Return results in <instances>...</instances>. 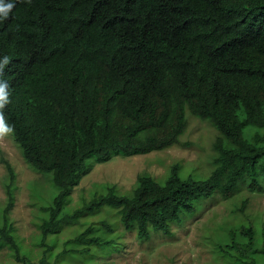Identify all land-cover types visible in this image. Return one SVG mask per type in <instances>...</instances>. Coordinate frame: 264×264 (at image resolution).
<instances>
[{"label": "trees", "instance_id": "1", "mask_svg": "<svg viewBox=\"0 0 264 264\" xmlns=\"http://www.w3.org/2000/svg\"><path fill=\"white\" fill-rule=\"evenodd\" d=\"M0 55L10 57L5 121L54 190L35 262L11 219L16 174L5 162L0 249L15 264H92L98 252H122L119 225L145 244L173 236L218 193L264 192V0H23L0 23ZM191 118L218 133L208 177L176 165L163 184L143 174L129 194L105 185L70 210L93 161L181 146ZM103 212L56 252L66 225ZM209 240L227 264H264V227L253 221L221 225Z\"/></svg>", "mask_w": 264, "mask_h": 264}, {"label": "rangeland", "instance_id": "2", "mask_svg": "<svg viewBox=\"0 0 264 264\" xmlns=\"http://www.w3.org/2000/svg\"><path fill=\"white\" fill-rule=\"evenodd\" d=\"M217 135L216 129L210 123L191 118L189 127L181 137V146L142 156L117 155L104 163L93 161V167L72 193L70 210L83 207L85 201H91L94 191H104L105 185L116 187L121 194H129L136 186L139 176L143 174L163 183L176 165L182 167L185 175L197 173L208 177L212 170L210 158ZM5 162L12 166L16 174L15 208L11 219L24 247L32 253L36 262L41 257L40 250L36 247L40 237L37 224L41 206L51 201L54 194L51 180L27 165L11 133L0 134V210L8 202L7 184L10 173ZM243 203L244 215L237 212L243 207ZM102 217H106L104 212L81 218L79 224L66 225L56 237V252L62 251V244L74 238L85 227L91 223H99ZM245 218L264 227V192L251 193L241 187L229 198L218 193L203 202L186 226H174L173 236L156 234L145 244L136 240V234L125 232L119 225L118 232L124 246L122 252H98L92 264H227L224 258L214 253L210 235L218 231L221 225L242 222ZM11 255L7 248L0 249V264H15ZM61 264L90 263L65 259Z\"/></svg>", "mask_w": 264, "mask_h": 264}, {"label": "clouds", "instance_id": "3", "mask_svg": "<svg viewBox=\"0 0 264 264\" xmlns=\"http://www.w3.org/2000/svg\"><path fill=\"white\" fill-rule=\"evenodd\" d=\"M22 2L23 0H0V23L7 21L17 3ZM9 64L10 57L8 55H0V134L11 133L13 131V127L5 121L3 112L10 103V85L7 80L3 79V73Z\"/></svg>", "mask_w": 264, "mask_h": 264}]
</instances>
